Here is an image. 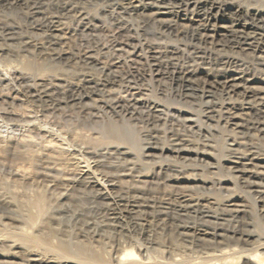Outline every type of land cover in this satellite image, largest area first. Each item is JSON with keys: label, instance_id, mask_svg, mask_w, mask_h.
<instances>
[{"label": "bare ground", "instance_id": "bare-ground-1", "mask_svg": "<svg viewBox=\"0 0 264 264\" xmlns=\"http://www.w3.org/2000/svg\"><path fill=\"white\" fill-rule=\"evenodd\" d=\"M0 2L23 10L22 18L31 29L36 34L48 35L52 42H62L67 32L60 21L62 17L73 16L78 31H89L95 25H92L93 20L88 12L85 13L73 0ZM171 2L190 14L188 23L178 26L172 20L167 21L166 17L161 19L158 10L166 9ZM115 5L128 13L144 11L140 5L145 9L153 5L157 11L148 16L157 22L160 32L194 44H187L182 49L173 44L146 43L149 53L142 55L140 51L143 45L136 43L140 42L139 38L130 34L133 25L122 20L115 22L117 27L113 47L116 50L128 47L132 50L131 56L122 59L117 56L100 57L90 52L78 53L77 59L73 57L77 65H74L71 77L53 80L57 86L54 91L67 95L70 102L91 100L95 105L98 104L97 107L110 112V115H117L115 117L118 120L127 119L129 123L135 120L144 124V130L140 127L143 132L141 136L148 142L139 147L136 145L135 153L132 149L136 144L137 138H133L136 135L129 133L124 124L120 123L123 127H119L116 124L118 121L112 118L116 127L108 124L106 133L120 143L104 142L105 145H102L100 142L101 145L86 144L88 147L83 148L91 162L85 166L81 164L84 169L81 168L79 174L82 185L99 196L100 204L95 212L96 217L102 218L100 222L103 223L99 225L104 229L128 227L140 232L170 228L182 237L210 244L216 238L224 237L228 242L232 241L233 247L227 242V250H219L218 254L224 255L220 259L225 257L223 264H235L230 261L231 255L236 253L243 257L240 259L242 264H264V0H236L229 4L226 0H121ZM225 13L230 16L227 21H223L220 16ZM195 16L197 18L194 20ZM17 26V22L0 19V34L11 36ZM201 45L207 47L202 48ZM68 55L66 49H60L56 56ZM146 78H149L150 84H154V90H149L152 85L145 83ZM163 79L167 81L168 87L161 88ZM114 87L124 89L116 90ZM29 90L35 96V90ZM208 120L214 125L207 123ZM167 124L171 126L165 128ZM131 127L134 129L135 124ZM214 136L220 139L225 137L220 149L213 144ZM123 143L129 144L130 148ZM63 147L56 142L46 143L44 151L51 149L61 153L65 152ZM79 148L82 149V146ZM76 155L72 153L69 156L71 163L72 160L78 161L79 154ZM105 155L106 159L102 160L101 157ZM100 167L103 170H97ZM70 177H67V184L75 182V178L72 180ZM79 180L76 181L79 183ZM160 183L170 190H158L152 186ZM238 188L239 193L234 191ZM245 199L250 201L251 209H247ZM43 201L41 195L34 203L38 212L43 210ZM248 212L258 223L263 224L261 230H255L257 224H253L256 226L253 230L245 231L234 226L239 215ZM189 218L195 220L189 221ZM93 221L97 222L96 219ZM232 221L235 222L231 225ZM86 244L81 241L74 244L72 249L69 244L59 242L56 253L61 255L63 261L74 264H102L104 260L100 253ZM130 246L122 247L123 250L117 246L111 248L116 253L115 264H164L152 260L150 254L146 256L148 250L144 252L142 244L136 248L133 244ZM247 252L254 253V259L249 258ZM30 257H37V254L29 251ZM228 257L231 260H226ZM201 263L206 264L202 260Z\"/></svg>", "mask_w": 264, "mask_h": 264}, {"label": "rangeland", "instance_id": "rangeland-1", "mask_svg": "<svg viewBox=\"0 0 264 264\" xmlns=\"http://www.w3.org/2000/svg\"><path fill=\"white\" fill-rule=\"evenodd\" d=\"M30 1L35 2L36 0H28V2ZM73 1V3L79 4L78 6L85 13L88 12L90 19L92 18L91 21L93 20L91 23L92 25L95 24L93 25V27H95H92L89 31L80 30V32L75 29L76 21L73 16H65L66 18L62 17L60 21L63 24L64 31L67 29L66 34H64V39L62 40L63 43L61 41L58 43L50 41L49 36L46 34H36L29 26V23L22 18L23 10L18 7L11 8L0 2V19L5 18L8 21L17 22V25L19 24V26L13 30L14 32L11 34L12 38H10V35L5 36L4 34H0V239H4V241H2V239L0 240V264H74L70 261L67 262L63 261L64 259L62 260L61 255L56 253L57 245L59 242H62L67 245L69 244L73 249L74 244L81 243V241L84 242V244L86 242L88 248L94 249L100 253L104 260H102V264H115L114 257L116 253L113 249L117 246L123 250L122 247L127 248L128 244H133L134 248L142 244L145 247L144 252L148 250V252L145 253L146 256L150 254L152 260L156 259L164 264H195V262L196 264H204L201 263V260L206 264L207 262L210 264H223L222 260L224 261L225 257L220 259L224 255L221 253L218 254V252H220L219 250H227L225 244L228 243H231L233 247L232 241L228 242L229 240L224 237L216 238L214 240L215 244H210L190 239L189 237H182L177 234L174 229L170 228H157L147 232H140L128 227L116 228V230L111 228L104 229V227L100 226L103 223L100 222L102 218L96 217L95 215L100 204V200H98L99 196L96 195L94 193L95 191L92 189L89 190L88 187L85 188V186L82 185L83 182L79 174L81 168L91 162V159H89L90 157L85 153L86 150L83 148L89 145H99L100 142L102 145H105L106 142H113L115 144L120 143L115 140L113 136L106 133V129L108 128L106 126L109 124L108 126L113 125L116 127V124L120 125L121 123L122 125L124 124L129 133L131 132L132 134L133 132V136L136 135L133 137L134 139L137 138L134 142L136 144H134V148L132 149L135 153L137 152L136 145L139 147L142 143L145 144L148 142L147 140L144 141L141 136V133H143L141 128L144 130V124L135 120H132V122L130 121V123L127 119L120 120L119 118L118 120V118H116L118 116L111 112L114 117L116 116L115 119L110 115V112L104 108L97 107L98 104L96 103L95 105L91 100L81 103L78 102L80 104L77 102H70L68 101L67 95L64 96V93H59L58 91L57 93L55 92L57 90H55V87L57 88V86L54 81L58 80V78L63 79L64 77H71V71H74L77 65L75 64L77 63L75 59H77L78 53L83 54L90 52L100 57L107 56L106 58H112L117 56L120 58L122 57V59L131 56L132 50L128 47L122 50H116L113 47V41L114 38H116V23L122 20H126L130 25H133L130 34H135V36L139 38L140 42L136 43L137 45L140 43V46L143 45L140 51L142 55L149 53L147 45L154 42H158L161 45H178V47L180 46L182 49L185 45L194 44V42L185 41L183 38L181 39V37L177 39L171 36L169 37L168 34L160 32L157 22L151 19L152 17L148 16L149 13L157 11L153 5H148L146 9L144 6L140 5L141 9L144 8V11L142 9L139 13H128L124 9L121 10L122 8L118 9V5H115L121 0ZM226 2L229 4L236 2V0H226ZM171 3V6H167L166 9L159 7L160 9L158 11L160 12L159 15L162 17L161 19L166 17L165 19H168L167 21L172 20V22H175L178 26L188 23L190 14H186L182 9H178L174 2ZM170 8L174 10H170ZM220 16H222L221 19L223 21L230 19V16L226 13ZM119 17L122 18L120 19ZM196 18L195 16L193 19L195 20ZM176 19L178 22H176ZM136 27L138 29H136ZM201 47L204 48L207 46L201 45ZM60 49H66L69 55L63 57L56 56ZM225 50H227V48ZM67 71H69V73ZM22 74L27 77L23 78ZM15 76L16 79H14ZM146 79L147 82L145 81V83L150 84L149 78ZM161 83L163 84L161 88L168 87L166 80L163 79ZM150 85H152V87H148L149 90H154V84ZM31 88L35 90V96L30 92L29 89ZM45 88L47 90H45ZM118 88L119 87L115 89H124L123 87ZM54 101H56L55 104H53ZM90 101L91 103H89ZM93 104L94 106H92ZM103 110L107 111H105L106 114H104ZM111 118L116 122L118 121V123L113 122ZM136 122L140 124L138 125ZM127 123H129V125L126 126ZM132 123L135 124V130L131 127L133 125ZM188 123L192 124L190 121H188ZM207 123L214 125V122L209 120ZM122 125L119 127H123ZM165 126V128H168L171 124ZM173 126L177 125L173 124ZM106 134L110 137L108 138ZM24 138L28 141H25ZM218 138L219 136H214L212 141L213 144L215 143L217 145V149H220L222 139L225 137H222V139ZM51 142L54 144L55 142L60 143L62 147L64 146L65 152L50 151L51 149L44 151V145ZM157 143L163 144L161 141H157ZM86 144L88 146H86ZM80 145L82 149L79 148L81 147ZM123 145L130 148V145L127 143H123ZM68 148H70L69 151ZM72 153L74 155L77 153L76 156L79 154V157H77L78 161L72 160L73 163H71L69 158ZM106 157V155L102 156L101 159L103 158L102 160H104ZM107 160L113 161L114 159ZM83 163L84 166L81 165ZM76 165H81L79 166L80 169ZM101 168L102 167L97 168V170H103V168ZM71 175L72 177H70ZM67 177L73 178L72 180L75 178V182H71V184L69 182L67 184ZM76 180H79V183ZM152 186L158 190H170L168 186L163 183L158 185L152 184ZM234 191L239 193L240 189H234ZM39 195L40 197L42 195L44 199L43 212H38L36 210L37 208L34 206L35 201L40 198ZM249 202L245 199L247 209H251V203ZM89 217L93 218L90 219ZM95 219L97 222L93 221ZM254 219L255 218L249 212L240 214L238 221H232L231 225L235 222L234 226H238L236 228H239L238 230L240 231L250 230L251 228V230H253L257 225L255 230H258V228L261 230L263 224L258 223L257 220ZM187 220L194 221L195 219L189 218ZM251 222L252 224H250ZM93 224H96V229ZM253 224L257 225L253 226ZM91 230L94 233H92ZM21 243L24 244L22 245ZM130 245L129 247H132ZM251 247L252 245L248 248ZM71 248L70 250H72ZM29 251L37 254V257L32 258L40 260L33 261L31 257V259L28 258ZM246 254L248 257L250 256L249 258L254 259V253L247 252ZM240 255L241 254L237 253L232 254V260L229 257L226 258V260H231L230 263L242 264L241 260L243 257H239ZM46 259H50V261ZM214 260L218 261L215 262Z\"/></svg>", "mask_w": 264, "mask_h": 264}]
</instances>
